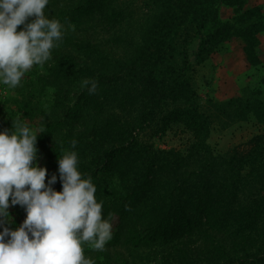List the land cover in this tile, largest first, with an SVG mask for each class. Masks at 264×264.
I'll return each instance as SVG.
<instances>
[{
    "label": "trees",
    "instance_id": "trees-1",
    "mask_svg": "<svg viewBox=\"0 0 264 264\" xmlns=\"http://www.w3.org/2000/svg\"><path fill=\"white\" fill-rule=\"evenodd\" d=\"M50 3L55 19L64 26L75 25L64 34L61 46L54 49L55 59L47 66L50 73L63 78L55 85L56 104L64 105L62 90L63 99L70 94L69 71L77 73L76 93H88L80 83L95 79L96 94L112 93L120 96V102L135 96L139 104L131 122L119 121L109 128L91 124L72 139L77 141L74 149L71 141L52 146L53 151L46 155L50 163H58L62 148L78 153V168L96 185V199L103 202L105 219L122 222L129 213H136L150 231V239L165 243H172L184 231L202 233L203 247L190 241L173 247L165 257L168 264H264V139L257 134L242 147L215 153L207 141L209 122L194 102L187 75L192 67L188 35L198 39L194 53L198 61L220 43L240 38L246 63L250 67L258 64L262 8L250 0H148L140 28L131 36L129 53L112 59L94 32L101 24L108 27L115 22L124 10L121 2ZM223 6L232 9L226 21L219 17ZM82 105L79 103L80 108ZM251 107L250 112L263 120L264 115ZM145 121L160 122L163 127L181 124L190 136L186 148L143 146L136 131ZM103 170L115 177L110 188L99 180ZM52 173L47 172L48 176ZM56 173L53 187L59 190L62 185ZM8 211L14 221L8 226H18L25 217L24 209ZM90 258L95 264H111L107 248Z\"/></svg>",
    "mask_w": 264,
    "mask_h": 264
},
{
    "label": "rangeland",
    "instance_id": "rangeland-1",
    "mask_svg": "<svg viewBox=\"0 0 264 264\" xmlns=\"http://www.w3.org/2000/svg\"><path fill=\"white\" fill-rule=\"evenodd\" d=\"M118 1L124 8L120 16L112 25L107 27L101 24L94 32V37L101 41L104 52L109 51L112 54V59L129 53L131 36L138 32L148 2V0ZM250 4L262 8L261 19L264 22V0H250ZM45 13L49 18H55L54 8L50 2ZM231 16L230 7L223 6L219 9V17L222 20H229ZM21 27L22 25L18 26V30ZM74 29V24H65V33H70ZM188 39V61L192 67L187 75L195 94L194 102L209 122L207 141L213 151L223 154L235 146L242 147V144L257 134H261L264 139V119L259 120L250 112L252 104V110H259V114L264 115V110H260L264 105V29L257 34L259 63L252 67L245 61L243 41L240 38L220 43L212 54L200 61L196 60L194 55L198 39L191 35H188ZM54 49L52 59H55ZM50 64L51 60L43 66H33L16 89L0 85V130L11 129L12 120L17 118L33 127L43 126L46 130L38 134L37 138V163L46 167L47 172H56L58 163L53 165L46 157L53 151L52 146L72 141L81 130H86L91 124L109 128L117 125L119 121L131 122L139 104L135 102L137 100L135 96H128L120 102L118 99L120 96L112 93L107 96L95 93L87 101L89 93L83 95L80 92L76 93L77 73L74 71L67 73L70 94L63 99L62 90V97H59L64 105L56 104L55 85L61 83L63 78L56 72L48 71L47 66ZM78 96L81 97L80 101ZM82 102L80 108L79 103ZM95 102L97 104L92 106ZM98 106L100 108L95 109ZM64 109L68 111L67 114ZM136 137L143 146H152L156 149L183 150L190 140L188 132L181 124L170 123L163 127L160 122L156 124L149 121H145L142 128L137 129ZM61 150L64 152L69 150V147ZM47 176L48 174L46 178ZM114 179L115 177L106 170L101 171L99 180L104 188H110ZM16 206L10 205L9 209L13 212L23 209L19 205ZM120 221L122 222H119L118 218L110 221L113 237L105 248L110 250L111 264H168L165 257L173 247H179L188 241L195 246H204L201 243L204 237L200 231L195 234L184 231L172 243H165L150 239V231L144 228L143 221L136 213H129ZM95 251L97 250L87 244L84 245L86 257L90 258Z\"/></svg>",
    "mask_w": 264,
    "mask_h": 264
},
{
    "label": "clouds",
    "instance_id": "clouds-1",
    "mask_svg": "<svg viewBox=\"0 0 264 264\" xmlns=\"http://www.w3.org/2000/svg\"><path fill=\"white\" fill-rule=\"evenodd\" d=\"M50 0H0V85L16 89L33 66L52 59L65 34L60 20L45 13ZM18 30V26H21ZM81 88L98 90L95 79ZM43 126L12 120L0 130V264H95L84 245L103 251L113 237L110 219L102 216L103 202L96 185L78 168V153L65 150L58 157L57 173L37 163L38 134ZM76 140L71 141L74 149ZM21 206L23 221L13 224L9 206Z\"/></svg>",
    "mask_w": 264,
    "mask_h": 264
}]
</instances>
